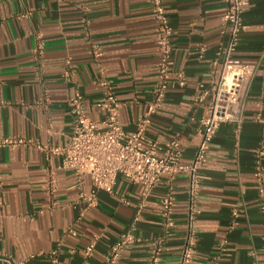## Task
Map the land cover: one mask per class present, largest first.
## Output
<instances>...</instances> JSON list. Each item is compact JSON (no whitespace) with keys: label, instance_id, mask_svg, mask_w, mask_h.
<instances>
[{"label":"crops","instance_id":"obj_1","mask_svg":"<svg viewBox=\"0 0 264 264\" xmlns=\"http://www.w3.org/2000/svg\"><path fill=\"white\" fill-rule=\"evenodd\" d=\"M162 1L173 29L170 69L182 72L186 84L181 87L172 77L140 146L158 141L164 147L177 138L182 162L189 164L203 142L200 120L211 102L209 96L204 105H195L196 86L214 90L223 72L226 5L224 0ZM243 24L233 55L252 75L239 119L219 126L199 170L193 264L213 258L219 264H264L256 171V153L264 147V0H250ZM157 40L149 0H0V142H28L0 146V264H105L111 247L130 230L136 241L117 264H146L155 240L165 236L160 264L179 263L188 234L186 174L164 175L152 190L119 175L114 191H98L97 205L87 208L82 193L93 190L91 179L83 176L78 184L72 171L60 168L62 157L46 151L70 145L76 121L70 101L77 92L87 115L104 119L94 108L104 96L103 81L121 102L123 129L134 132L159 79ZM261 164L264 170V157ZM50 176L56 179L54 193ZM167 195L174 198V226L166 234Z\"/></svg>","mask_w":264,"mask_h":264},{"label":"built area","instance_id":"obj_2","mask_svg":"<svg viewBox=\"0 0 264 264\" xmlns=\"http://www.w3.org/2000/svg\"><path fill=\"white\" fill-rule=\"evenodd\" d=\"M151 10L158 30L157 46L159 50L158 82L152 90V100L147 112L137 124L134 132H126L119 121L121 102L112 90L108 81L101 82L104 89L103 98L94 104V108L104 112L101 121L92 120L86 113V103L81 93L77 92L70 101L76 121L71 143L63 148H48L50 155H60L62 170L72 171L78 184L83 183V176H88L93 183V190L82 193L87 208L97 205V192L112 193L118 176L126 177L131 183L139 184L152 190L160 183L164 175L174 179L186 174L188 177V234L184 242L181 258L178 264H193L196 248L195 224L199 213L198 196L200 193L199 170L204 165L205 156L210 148V142L222 123L237 121L240 117L247 92V81L252 75L250 66L245 65L233 53L237 47L241 32L245 29L243 15L250 0H224L225 14L222 17L223 26L229 32V42L220 49L224 55V67L218 86L209 90L201 83L197 84L198 94L195 96L196 106L204 105L210 96L211 102L207 111L200 120L203 130V142L197 151L194 160L189 164L182 162L183 150L177 138L170 140L164 147L158 141L151 142L148 147L141 148L140 143L152 122V117L161 108L167 96L175 75L179 86H185V77L182 72L173 74L170 69L172 54L173 29L162 0H149ZM94 54L100 55L99 49L93 45ZM25 140H4L0 146L25 145ZM41 148V147H39ZM45 149V148H44ZM160 152V154H158ZM257 177L259 194L261 197L260 209L264 215V170L261 160L264 157V147L257 153ZM1 188V185H0ZM48 188L54 193L56 179L49 177ZM174 198L167 195L163 200V225L167 234L174 226L173 219ZM237 215V212L234 214ZM264 238V223H263ZM136 241L131 230L123 234L111 247L105 264H117L123 250ZM166 236L155 240L146 264H160L165 252ZM225 241H223L224 245ZM96 240L92 241L84 250L89 257L95 248ZM58 250L52 252L53 262H57ZM209 264H219L218 258H213Z\"/></svg>","mask_w":264,"mask_h":264}]
</instances>
